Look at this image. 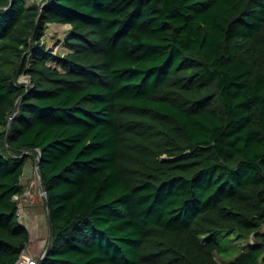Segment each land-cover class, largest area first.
Wrapping results in <instances>:
<instances>
[{"label": "trees", "instance_id": "obj_1", "mask_svg": "<svg viewBox=\"0 0 264 264\" xmlns=\"http://www.w3.org/2000/svg\"><path fill=\"white\" fill-rule=\"evenodd\" d=\"M37 150L38 264H264V0H0V264Z\"/></svg>", "mask_w": 264, "mask_h": 264}, {"label": "rangeland", "instance_id": "obj_2", "mask_svg": "<svg viewBox=\"0 0 264 264\" xmlns=\"http://www.w3.org/2000/svg\"><path fill=\"white\" fill-rule=\"evenodd\" d=\"M43 0H26L28 5L31 4H40ZM69 29L68 25L62 24H48L45 30L46 35V43L55 51L61 50L63 48L62 45H57L61 42L62 38L65 37ZM27 79L26 76L20 75L18 77V81H25ZM36 159L35 155L33 158L28 160L23 176H22V183L24 184V192L19 195V201L22 204L23 213L20 217L21 221H26V223L30 226V237L31 242L25 248L24 252L29 254V250L31 251L35 246L38 244V233L44 232L46 233V241L42 247V252L45 250L47 245V239L49 235V228H48V219H47V208L45 204L44 197L42 195L41 190V183L38 178V174L35 169ZM25 223V222H24ZM230 237V239H229ZM214 238L219 240L222 243H225L227 247H229V254L221 255L215 254L216 259L219 262H228L232 260L237 253L245 246L248 241V238L237 239L233 235H223V233H218L214 235ZM33 254V253H32ZM42 254V253H41ZM40 255H33L36 259H39ZM30 255V254H29Z\"/></svg>", "mask_w": 264, "mask_h": 264}, {"label": "water", "instance_id": "obj_3", "mask_svg": "<svg viewBox=\"0 0 264 264\" xmlns=\"http://www.w3.org/2000/svg\"><path fill=\"white\" fill-rule=\"evenodd\" d=\"M27 81H28V78L25 79V81H23V82H27ZM17 107H18V103H16V105H15V109H14L13 115L9 119V124L11 123L12 118H13V116L15 115V113L17 111ZM37 152H38V156H37V162L35 164V169H36V172L38 174V178H39L40 183H41L42 195L44 197L46 208H47V219H48V228H49V235H48V239H47L48 240L47 241V245H46V248H45V250H44V252L42 254V257H44V255L47 253V250H48V248L50 246L52 234H51V228H50V222H49V208H48L47 198H46V189H45V186H44V183H43V180H42V176H41V172H40V168H39V165H40L39 153L40 152L38 150H37Z\"/></svg>", "mask_w": 264, "mask_h": 264}, {"label": "built area", "instance_id": "obj_4", "mask_svg": "<svg viewBox=\"0 0 264 264\" xmlns=\"http://www.w3.org/2000/svg\"><path fill=\"white\" fill-rule=\"evenodd\" d=\"M14 199L17 200V205H18V210H17V215L20 219V217L22 216L23 208H22V204L19 201V195H15ZM42 255L39 257L41 258ZM14 264H38V259H36L35 257H33L32 255H29L25 252H22V254L19 256V258L14 262Z\"/></svg>", "mask_w": 264, "mask_h": 264}, {"label": "crops", "instance_id": "obj_5", "mask_svg": "<svg viewBox=\"0 0 264 264\" xmlns=\"http://www.w3.org/2000/svg\"><path fill=\"white\" fill-rule=\"evenodd\" d=\"M69 26V25H68ZM69 28H70V26H69ZM64 38V37H63ZM63 38H62V40H63ZM20 221H21V219H20ZM27 228H28V231L30 232V226H29V224L28 223H26V221H21ZM25 222V223H24ZM38 237H39V240H38V244L35 246V248H33L31 251L29 250V252H31V253H29L30 255H40L41 253L43 254V252H42V247H43V245H44V243H45V241H46V233H45V231L43 232H40L39 231V233H38ZM30 242H31V237H30ZM29 245V244H28ZM44 251V250H43ZM33 253V254H32ZM41 254V255H42Z\"/></svg>", "mask_w": 264, "mask_h": 264}]
</instances>
